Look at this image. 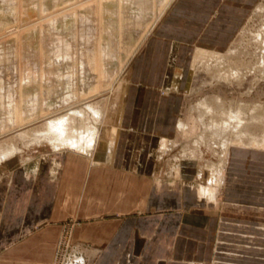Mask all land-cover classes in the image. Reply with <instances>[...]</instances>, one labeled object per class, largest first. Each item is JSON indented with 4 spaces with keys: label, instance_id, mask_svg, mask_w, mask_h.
Here are the masks:
<instances>
[{
    "label": "rangeland",
    "instance_id": "obj_1",
    "mask_svg": "<svg viewBox=\"0 0 264 264\" xmlns=\"http://www.w3.org/2000/svg\"><path fill=\"white\" fill-rule=\"evenodd\" d=\"M172 3L174 0H0V153L10 151L8 155H0V164L9 160L27 170L41 155L44 156V163L57 162L58 153L71 150L62 148L57 132L48 131L46 125L51 118L73 108L85 110L84 113L80 111V115L75 112L78 119L74 124L78 127L95 121L100 123L101 119V124L106 125L105 115L118 113L124 106L136 54L155 26L164 19ZM248 13L231 44L222 46V50L209 49L221 53L233 49L226 59L216 57L205 60L198 57L194 62L196 49L189 52V66L184 68L183 73L180 69L177 71L178 77L185 75L180 80L178 100L180 121L185 125L180 137L175 131L167 144L166 141L159 144L158 140V146L151 151L153 161L142 169L145 170L143 172L153 176H180L183 167L188 178L197 180L193 172L199 171L201 160H189V157L196 152L200 142L206 140L219 145L225 137L248 142L251 137H261L264 133L260 125V120L264 118V114L260 113L261 110L264 113V70L239 75L233 72L226 78L221 76L225 69L236 63L256 60L254 53L264 37V0H259ZM256 34L259 36L255 37ZM97 56L100 57L99 64L96 63ZM203 60L209 65H205ZM33 61L48 69L46 75H33L28 71L27 64ZM20 66L26 67L22 70ZM217 68L222 72L217 74L220 77L215 75L219 72ZM89 104H97L99 113L89 111ZM207 104L212 107L211 110L206 107ZM224 110H237L241 124H260L247 131L242 130V125L235 129L232 120L227 119L220 125L215 124L217 122L211 124L212 118L223 119L221 112ZM159 145L166 149H163L166 153H161L163 159L158 153L162 150ZM144 149L136 147L133 153L140 154ZM202 154L199 156L205 165L209 159L219 160L216 155H207L205 151ZM231 154L236 162L232 167L230 163L226 166V179L220 197L224 191L227 200L235 197L239 203L231 204L223 198L210 203L212 208H223V220L229 221L232 216L237 222L231 223L232 226L223 222V233L236 236L228 246H232L237 253L232 254V259H223L222 264H264V209L260 207L264 205L262 164L255 163L254 167L250 164V168H246V163H243L248 156L263 155L264 150L234 147ZM230 170H233L231 177ZM199 180L195 190L199 197L207 200L206 181ZM231 182L235 193L232 196L229 194ZM247 188L252 193L246 194ZM71 228H65L52 259L46 264H89L80 248L73 246L76 244L70 237Z\"/></svg>",
    "mask_w": 264,
    "mask_h": 264
},
{
    "label": "crops",
    "instance_id": "obj_2",
    "mask_svg": "<svg viewBox=\"0 0 264 264\" xmlns=\"http://www.w3.org/2000/svg\"><path fill=\"white\" fill-rule=\"evenodd\" d=\"M258 1L174 0L135 56L112 160L93 163L65 151L57 155L55 171L57 163L43 160L35 175L1 162L0 264H46L68 226L73 246L89 264H222L233 258L237 252L228 244L236 236L223 233V222H237L232 216L223 220L221 206L212 208V201L199 197L200 178H188L183 167L180 176H153L142 169L153 161L158 140L170 141L178 132L185 75L178 77L177 71L189 66V52L231 44ZM136 147L145 149L135 154ZM234 147L249 148L232 146L230 167L236 162ZM258 162L264 180V154L243 161L246 168ZM232 187L231 182L230 196ZM225 195L219 199L239 203Z\"/></svg>",
    "mask_w": 264,
    "mask_h": 264
},
{
    "label": "bare ground",
    "instance_id": "obj_3",
    "mask_svg": "<svg viewBox=\"0 0 264 264\" xmlns=\"http://www.w3.org/2000/svg\"><path fill=\"white\" fill-rule=\"evenodd\" d=\"M262 7V6H261ZM11 9V8H10ZM18 9V8H17ZM21 10V9H20ZM10 11V10H9ZM259 12V11H258ZM247 27V26H246ZM253 33V32H252ZM251 33V34H252ZM256 33V32H255ZM254 33V34H255ZM263 34H264V30H263ZM259 35L256 34L255 37H258ZM251 47V46H250ZM232 48V47H231ZM242 50V49H241ZM226 51V50H225ZM233 51V49L225 52V53H221V52H217V51H212V50H207V49H203L201 47H197L195 52H194V62L196 61V59L199 57L202 59H205V60H209V59H212V58H218V59H226V56L228 54H230L231 52ZM2 54V53H1ZM117 54V53H116ZM255 54V57H256V60L254 62H250V63H243V64H239V63H236L233 67H231L230 69H225V71L227 70L228 72H223L224 74L221 76L223 78H226L228 77V74L230 75L231 73L235 72L234 74H242V73H249V72H252V71H256L259 70V72L263 71L264 70V37H262V42H261V46L260 48L256 51ZM247 55V54H246ZM251 56V55H250ZM233 57V56H232ZM231 58V57H230ZM229 58V59H230ZM240 58V57H239ZM96 63H100V57L97 56L96 58ZM228 59V58H227ZM203 60V61H205ZM221 60V61H223ZM40 62V61H39ZM242 62V61H241ZM103 63V62H101ZM199 63V62H198ZM205 65L208 64V62H204ZM218 63V62H217ZM193 64V63H192ZM209 65V64H208ZM219 65H221L219 63ZM224 65V64H223ZM13 66V65H12ZM28 66V71L31 72V74L35 75V74H38V75H43L47 73L48 69L45 68V66L43 67L41 64L39 65L38 63H36L35 61H33L31 64H27ZM227 66V64H226ZM26 66H20V68L23 70ZM48 67V66H46ZM110 67V66H109ZM206 67V66H205ZM212 67V66H211ZM106 68V67H105ZM193 68V67H191ZM213 68V67H212ZM211 68V69H212ZM58 69V68H57ZM194 69V68H193ZM216 69V68H215ZM218 69V68H217ZM222 69V68H221ZM52 70V69H51ZM106 70V69H105ZM109 70V68H108ZM223 70V69H222ZM54 71V70H53ZM111 71V69H110ZM219 71V69H218ZM219 73H222V72H216L215 75L219 74ZM226 74V75H225ZM218 76V75H217ZM216 76V77H217ZM232 76V75H231ZM258 76V75H257ZM9 77V76H8ZM220 77V76H218ZM243 77V75L241 76ZM240 77V78H241ZM255 77V76H254ZM263 77V76H262ZM57 78V77H55ZM236 78V77H235ZM239 78V77H238ZM239 78V79H240ZM232 80V79H231ZM126 87V86H125ZM124 87V88H125ZM127 88V87H126ZM30 102V101H29ZM203 105L205 104L204 102H201ZM212 103V102H211ZM247 103V101L245 102ZM31 104V103H30ZM239 104V103H238ZM251 104V103H250ZM97 106V104H95ZM95 105H91L89 104L88 105V110L89 111H93L95 113H97L99 110L97 109V107ZM120 105V104H119ZM242 105V104H241ZM213 106V105H212ZM246 106V105H245ZM244 106V107H245ZM101 107V106H100ZM122 107L124 108V106L122 105ZM121 107V108H122ZM206 107L211 110V106L209 104L206 105ZM211 107V108H210ZM123 108L117 113H113L111 112L110 114H107L105 115L106 118H107V121H106V125H103V123L101 124V121L99 123H96L97 121L95 122H92V123H86L84 125H80L78 127L77 124H74L75 120H77V116L80 111L79 110H75L73 108V110L71 111H67V113H61L60 115H57L53 118H51L48 122H47V125H46V129L48 131H56L57 132V137L60 141V144H61V147L62 148H69L72 152H75V153H83L85 154V156H87L88 158L91 159V161L93 163L95 162H101L103 160H112L113 157H114V154H115V151H116V146L118 144V140H119V135H120V128H121V125H122V117H123ZM120 109V108H119ZM237 109V108H236ZM240 109V108H238ZM253 109V108H252ZM75 110V111H74ZM246 110V109H245ZM258 110V109H257ZM85 110H82L81 112H83ZM118 111V110H117ZM244 111V110H243ZM250 111V110H249ZM262 111V110H261ZM262 114H264L263 112H261ZM77 112V113H75ZM80 112V113H81ZM104 112V109L101 113ZM248 112V111H247ZM79 113V115H80ZM84 113V112H83ZM99 113V112H98ZM100 113V114H101ZM222 113V120H217V119H211L212 120V123L211 124H223L226 122L225 119H227L228 121L229 120H232V122L234 123V127L235 129L239 126V125H242L243 127V131H247V130H250L251 127L253 126V119L251 117V119L253 120L251 122L252 125L250 124H247V125H244L243 123L241 124V120H240V117L238 118V115H237V110L236 111H231V110H224L221 112ZM246 113V112H245ZM82 114V113H81ZM90 114V113H89ZM88 114V115H89ZM85 115V114H83ZM96 115V114H95ZM253 115V114H252ZM92 116V115H91ZM101 116V115H100ZM209 116V115H208ZM221 116V115H220ZM260 116V115H258ZM257 116V117H258ZM245 117V116H243ZM254 117V116H253ZM264 117V116H263ZM99 118V117H98ZM101 118V117H100ZM99 118V119H100ZM218 118V117H217ZM247 118V117H245ZM91 119V118H90ZM181 119V118H180ZM208 119V118H207ZM244 119V118H243ZM89 120V118H88ZM98 120V119H97ZM183 120V119H182ZM258 120V119H257ZM256 121V120H255ZM261 121V126H262V129L264 130V118H262ZM105 122V120H104ZM214 122V123H213ZM248 123H249V120H248ZM258 123H254V126L252 128H254L255 126H257ZM258 124V125H259ZM2 125V124H1ZM185 125V123L183 121H180L179 122V125H178V136L180 134V131L181 129H183V126ZM244 125V126H243ZM4 127V125H2ZM190 127V126H189ZM214 127V126H213ZM230 127V126H229ZM6 128V127H5ZM201 128V127H200ZM191 129V127H190ZM194 129V128H193ZM220 129V128H219ZM231 129V128H230ZM255 129V128H254ZM258 129V128H257ZM256 129V130H257ZM38 130V129H37ZM213 130V129H212ZM216 130V129H215ZM260 130V128H259ZM194 131V130H193ZM219 131V130H217ZM253 131V129H252ZM241 132V131H240ZM257 132V131H256ZM264 132V131H263ZM26 133V132H24ZM222 133V131L220 132ZM235 133V132H233ZM238 133V132H237ZM255 133V131H254ZM261 133V131H260ZM185 135V134H184ZM232 135V134H231ZM43 136V135H42ZM200 136V134H199ZM260 136V135H259ZM180 137V136H179ZM201 137V136H200ZM207 137V136H205ZM51 138V136H50ZM212 138V137H211ZM176 139V138H175ZM203 138H201L202 140ZM164 141V139H162ZM169 140V139H168ZM173 140V139H172ZM28 141V140H27ZM166 141V144H167V139L165 140ZM196 141V140H195ZM173 142V141H172ZM171 142V143H172ZM200 142V141H199ZM162 143V142H161ZM198 143V142H197ZM196 143V144H197ZM15 145V144H14ZM59 145V144H58ZM164 145V144H163ZM162 145V146H163ZM176 145V144H175ZM234 145H238V146H244V147H256V148H262L264 149V133H262V136L261 137H251L250 141L246 142V140H242V139H231V137H225V138H222L221 139V142L219 143V145H215L213 143H209V142H206V140H203V143L200 142L199 144V147L196 148V152L194 154H192L190 157H189V160L191 158H194L195 160L198 159V162L199 160H201V164H200V169L199 171L197 172V175L196 177L199 179H203L206 181V191H205V197L208 201H212L214 202V200L217 202L218 201V198H220V193H221V189H222V185L224 184V181H225V171H226V166H227V163H228V158H229V155H230V150H231V147L234 146ZM162 146H160L159 149H162L161 152H158L162 153V151H164L163 149L165 148H161ZM165 146V145H164ZM194 146V145H193ZM193 146H191L193 148ZM166 147V146H165ZM2 148V147H1ZM0 148V149H1ZM17 148V147H16ZM61 148V150H62ZM171 148V147H170ZM189 148V147H188ZM158 149V150H159ZM190 151H191V148H189ZM166 150V149H165ZM187 150V149H186ZM193 151V150H192ZM191 151V152H192ZM202 151H205L206 153H208L207 155H216L218 157V161L215 162L214 160H211L209 159V163L205 165V162L203 163L202 162V157L199 156V154H202ZM7 152H10L9 150H4L0 153V155L2 154L3 156L5 155H8L9 153ZM189 152V151H187ZM191 152H189L191 154ZM210 152V154H209ZM58 153V152H57ZM163 153H166L165 151ZM50 154V153H48ZM59 154V153H58ZM168 154V153H167ZM197 154V155H196ZM203 155V154H202ZM24 156V155H23ZM34 156V155H33ZM162 158H163V155H161ZM165 156V155H164ZM193 156V157H192ZM204 156V155H203ZM9 157V156H8ZM26 157V156H25ZM158 157H159V154H158ZM208 157V156H207ZM3 158V157H2ZM55 158V156H54ZM161 158V157H160ZM161 158V159H162ZM204 158V157H203ZM31 158H29L30 160ZM194 159H191V160H194ZM35 160V159H34ZM43 160H44V156L41 155V156H38L36 158L35 161L32 162L31 165H27L28 169H27V173L28 175H35L38 173V171L41 169V164L43 163ZM27 161V160H26ZM205 161V160H204ZM52 163V162H51ZM50 163V165L52 166V164ZM57 163V162H55ZM59 163V162H58ZM58 163H57V166L55 167L54 165V171H55V168L59 167L58 166ZM49 165V166H50ZM50 166V167H51ZM52 168V167H51ZM53 170V169H52ZM179 170V169H178ZM53 172V171H52ZM56 173V172H55ZM196 173V172H195ZM54 174V173H52ZM55 175V174H54ZM52 176V175H51ZM202 180V181H203Z\"/></svg>",
    "mask_w": 264,
    "mask_h": 264
}]
</instances>
